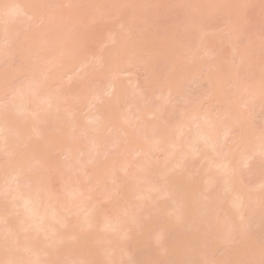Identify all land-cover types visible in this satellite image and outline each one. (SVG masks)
Returning a JSON list of instances; mask_svg holds the SVG:
<instances>
[{"label": "bare ground", "instance_id": "1", "mask_svg": "<svg viewBox=\"0 0 264 264\" xmlns=\"http://www.w3.org/2000/svg\"><path fill=\"white\" fill-rule=\"evenodd\" d=\"M44 1L0 0V36L3 37L0 63L14 55L15 42L25 27L17 23L18 18L27 16L32 21L50 24L49 18L42 21L41 15L32 8V4L41 5ZM49 1L53 6L64 3V0ZM89 1L65 0L67 11H72L61 13L55 22L58 27L69 21L74 23L69 43L58 48L57 39L48 38L51 34H58V28H47L36 51L39 61L32 63L27 59L29 57H21L26 65L25 71L21 72L26 77L24 83L1 90L0 264H209L211 257L206 255L205 248L212 256L217 252L215 248L219 250L221 247L225 248L221 251H225V263H221L264 264V243L262 246L254 242L258 237L264 242V167L257 163L264 161V132L256 135L251 123L249 125L252 115L247 114L249 120L239 111L242 106H263L262 75L258 80L262 82L257 81V87L260 85L257 90L256 86L246 85L249 70L243 61L247 56L233 47L242 64L239 62L240 65L232 69L234 72L218 69L221 73L206 74L208 91L201 96L206 98L203 102L220 104L221 114L213 116L189 104L181 106L178 111L170 106L175 112L172 113L169 107L168 114L161 116L164 105L179 95V82L168 79L170 82L167 80L157 91L161 101L149 104L143 93L133 87L127 89L119 80L121 75L128 73L127 64L147 65L146 61L140 60L143 59L140 58L143 40L135 39L130 32L132 19L120 23L122 30L133 37L131 40L128 37L119 39L108 30L99 47L101 53L96 58H84L85 32L76 29L81 19L87 16L91 21H105L96 8L88 6ZM98 16L102 19L99 20ZM231 31V38L222 42L229 40L231 43L232 38H236ZM134 39L137 43H132ZM222 42L218 49H221ZM207 45L204 40L203 46H198L201 53L210 60L216 59V51ZM108 46L114 49L105 51ZM58 56L62 58L58 59ZM133 56L136 61H127ZM116 57L120 61L115 63ZM76 59L80 60L75 65V73L64 72L69 68L68 60ZM90 61L94 67L107 69L109 78L103 87L88 91L90 98L83 106L84 115L80 117L78 111L74 113L76 108L66 110L73 104L71 102L80 104L85 92L63 91L61 94L58 85L63 84L66 76L70 77L68 82L76 76L84 78L90 72L85 68ZM50 71H54V77H50ZM68 73L71 74L68 76ZM221 86L232 88L231 93L224 88L229 96L225 95L227 92L219 94L224 90ZM223 99L226 103L235 101L239 113L236 109L231 110L232 105L225 110ZM121 104L124 108L117 109ZM61 111L69 114L64 115ZM244 118L246 122L249 120L248 125L243 123ZM130 127H135L133 132L130 129L132 134L128 130ZM80 135H85L83 142L87 140V145ZM117 149L115 153L113 150ZM114 153L122 156L113 158ZM202 163V169H194ZM189 168L191 173H187ZM197 174L201 175L200 184L192 178ZM54 183L60 184V191H53ZM98 199L106 200L107 206L99 209ZM165 200L173 204L168 205V202L165 205ZM161 219L163 222L159 224ZM181 225L185 229L178 228L174 234L184 231L180 236L174 235L176 227ZM99 232L102 233L97 235ZM246 233H249L248 237ZM171 234L172 238L163 242ZM137 238L144 240L139 248ZM247 244L250 247L245 253ZM141 246L142 249L145 246V253L142 250L140 259L135 253L138 256L140 251L136 248ZM253 247L255 252L250 250ZM251 251L253 253H249ZM234 253L235 257L239 254L238 259H226Z\"/></svg>", "mask_w": 264, "mask_h": 264}, {"label": "rangeland", "instance_id": "2", "mask_svg": "<svg viewBox=\"0 0 264 264\" xmlns=\"http://www.w3.org/2000/svg\"><path fill=\"white\" fill-rule=\"evenodd\" d=\"M72 1H76V0H72ZM88 6L91 8H94V9L96 8V10H98L97 12L99 13L98 15H101L105 21L102 22L100 20L102 18L99 16H98V18L100 21H96V20L91 21L89 19V17H87V16H85L83 18V16H84V14H83V16H82L83 19H81L82 22L80 23V25L77 24V26L79 25V27H77L76 29L81 30V32H85V33H83V35H85V38H86L84 58H86V59H90L92 57L96 58V56L99 53H101V51L99 50V47H100L101 43L105 40L106 31H108V30L113 31L116 35H118L120 37L119 39H121V38L124 39V38L128 37V39L131 40V38H133V37L129 36L128 33L124 32L122 30L120 23L123 20L129 21V19L130 20L132 19L131 23H130V25H131V31L130 32L134 36L135 39H138L140 41L143 40L144 49H143V52L140 54L141 55L140 58L143 57V59L141 58L140 60L146 61L147 65L142 64V63L127 64V68L125 67V69L128 71V73L125 75L123 74L119 77L120 83L123 84L124 86L128 87L127 89H130L131 87H133L134 90H137V91H140L141 93H143L145 95V100L147 99V102L149 104L150 103L157 104L161 101V97L160 96L157 97V95H158L157 91L159 90V86L164 85L168 79H171V82H172V80L174 82H176V81L179 82V84L177 83L179 86L178 87L179 88V95H176L175 97L170 98L168 103L164 105L161 116H163L164 113H165L164 115H166V112L168 114L169 109L172 110V113H173L174 110L170 106H173V108H175L177 110L178 108L180 109L181 106L187 107L189 104L193 108L195 107L194 109H196V107H198L197 109H200L201 111L210 112L213 116H217V114L218 115L221 114L220 113V109H221L220 104L216 105L217 103L214 104L213 102H210V101L203 102L204 97L202 98L201 96L206 91H208V84H207V81L205 80L206 74H209V75L214 74L215 75V72L218 71V69H221V71L224 69H228L229 71H231L232 69H234L236 67V65L239 64L240 61L237 58V55L235 54V52L233 51V47H235L241 53L246 54V56H247L246 57L247 60H244V61L242 60L244 65L247 66V70H249V72L246 70L248 72V77L245 81L247 83L246 85H248L250 87H252V86L257 87L256 84H258L257 81L260 79L261 75H262L261 80H264L263 72H262V71H264V0H90L88 3ZM32 8L34 9V11L37 14L41 15L40 18L42 19V21H44V19L46 17L49 18L50 24L49 23L44 24V22L42 23L40 20L32 21L27 16L20 17V19L18 18L19 21L18 22L16 21V22L19 24L25 25V27L21 29V31H20L21 36L15 42L14 50H13L14 51L13 57L11 56L10 59L6 58L2 63H0V93L3 92L7 88H14L16 85H20V84L24 83V80L26 77L21 72L23 70L25 71L26 65H25L24 60L21 57H25V58L29 57L27 59L29 61H31L32 63H36L39 61V59H37L38 52H36V51L40 47V42L42 40L41 35L46 36L47 28H49L50 30L51 29L55 30L56 28H58V30H59L58 34H55V35L51 34V36L48 37V38L53 37V38L57 39V41L59 42L58 48H61L62 45H64V44L67 45L69 43V34H70L71 29L73 28L74 23L72 21H69V22L63 24L61 27H58L56 22H55V19L58 18L59 15L60 16L62 15L61 13H63V12L65 13V11L68 13V11L70 10L69 9L67 11V5L65 4V0L61 6H53V3L51 1L45 0L41 5L32 4ZM70 11H72V10H70ZM71 13L72 14L74 13V15H77V17L79 16L78 14H75L76 12H71ZM81 14H82V12H81ZM63 16H64V14H63ZM63 16H62V18H63ZM51 18H53V19H51ZM71 20H72V18H71ZM75 20H76V18H75ZM77 22H78V19H77L76 23ZM54 26H56V27H54ZM229 28H230V30H229ZM231 29L235 33L236 38L235 39L232 38L231 43H229V40L225 41V43L222 42V41L226 40L227 38H231V36H229V34H230L229 31H231ZM83 35H81V36H83ZM135 39L132 41V43L136 42ZM79 40L81 41V38ZM204 40L208 44L207 47L210 45L214 49V51H216V53L213 51L214 54L217 55V56L214 55L216 57V59L210 60V59H208V57L206 55L201 53L202 49H200V47H198V46H200V45L203 46ZM221 42L223 43L222 47H221V49H218V47L221 46V45H219V43H221ZM75 43H77V42L75 41ZM0 45H3V37H1V36H0ZM116 48H118V47H116ZM105 49H106L105 51H107V50L111 51L114 48L108 46V47H105ZM119 50L120 49H118V52H120ZM115 51H116V49H115ZM35 52H36V55H35ZM83 52H82V54H83ZM122 52H123V50H122ZM191 56H192V58H191ZM49 57H50V55H49ZM59 57H61V56H58V59H59ZM120 57L122 59V55ZM134 57L135 56H133L132 59H130L131 57L128 58L130 60H127V61H131V60H132L131 62H133L134 60L136 61V59ZM116 59L117 60L114 61L115 63L120 61V59L118 60L117 57H116ZM79 60L80 59H76L74 61L68 60L67 64L69 65V68L65 69V67H66L65 66L64 67L65 71L64 70H62V71L71 72L72 74L75 73V71H76L75 65L78 63ZM124 61H123V63L125 64L126 62H124ZM91 63H92V61H90L88 64H86L85 68H86V70L90 69V72L88 71L87 75H85L84 78H79L75 75L76 78L72 79L68 82L67 79L69 80L70 77L67 78V76H66V78H65V76H63L65 78L64 79L62 77V79H64V80H62L63 84H61L60 82H59L60 84L56 82V84H59L58 85V88L60 87L59 91L61 92V90H62L61 94H63V91L64 92L66 91V93H68V91L75 92V93L85 92V97L83 98L82 102H80V104L79 103L77 104L76 101H75V103L71 102L73 104H71L70 108H68V110H66V111H71V107L72 108L74 107V108H76V110L73 108V111L75 110L74 113H77V111H78V113L80 114V117H82L84 115V113L82 112L83 106L86 105V103L88 104V100L90 98L88 95V91H90V89H92V88H96L99 86L103 87L105 81L109 78L108 77L109 71L107 69H105L104 67L103 68L102 67L97 68L96 66H95L96 67L95 68L94 66H92ZM183 70H186V74H185V71L183 72ZM62 71L60 73H62ZM242 71H241V73H242ZM53 72L51 73V71H50V73H51L50 77L55 76V75H53V74H55ZM218 72H220V71H218ZM223 72H225V70ZM71 73H68V76ZM76 73L80 74V71H77ZM65 74H67V73H65ZM228 74H230V73H228ZM239 74H240V71H239ZM225 75H226V73H225ZM243 75L244 74H242V76ZM56 76L58 77V75H56ZM246 76L247 75H245V77ZM224 77H223V79H224ZM59 79H60V77H59ZM260 81H258V82L261 83L262 81L261 82ZM56 84H54V86ZM258 87L256 88V90L258 89ZM220 88L224 89L225 87L221 86ZM225 89H228V88H225ZM225 89L223 91H220L219 94L220 93L223 94L222 92H224V93L227 92L225 95L229 96V94H228L229 89L228 90H225ZM1 90H3V91H1ZM229 91L231 93L232 88ZM257 93H258V91H257ZM244 96L242 97L243 99H245ZM259 96L261 97L260 94H259ZM223 98H224V95H223ZM225 98L227 99V97H225ZM200 99H202V101H200ZM204 99H206V98H204ZM262 99H263V97H262ZM225 100L222 101V103L225 102ZM231 102L233 103V101H231ZM232 103H230V102L226 103L225 102L224 103V106L226 107L225 110H227V106L230 107V105H232L231 110L236 109V111H237L239 109V108L238 109L236 108V106L238 107V105L235 106V104H236L235 101H234L235 104L233 103L234 108H233ZM261 104L263 106H260V108H257V106L254 107L255 109L253 107L243 108V106H242V108L239 109V111L241 110V112H240L241 115L244 113L246 115L244 117L248 116V119H249V115H252L251 122H249L250 119L246 122L245 121L246 118H244L243 123L246 122L247 125H248V122H249V125L251 123V126L253 127L251 129H253V131L255 130L256 135L257 134L262 135V133L264 132V103H261ZM67 106H68V103H67ZM224 106H222V107H224ZM123 108H124L123 104H121L120 106L117 107V109H123ZM65 109H66V106H65ZM239 111H237V112L239 113ZM61 112H63L64 115H65V113H67V115L69 114V112H64V111H61ZM221 112L223 113L224 111H221ZM247 114H249V115H247ZM178 116H179V114H178ZM222 119H226V118L222 117ZM130 129L133 132L135 130V127L128 128L129 132H131ZM51 130H49V133ZM236 131H238V130L235 129V132ZM46 132H48V130ZM132 132H131V134H132ZM239 132L241 134L240 128H239ZM52 133H54V130ZM109 134L110 133L108 132L107 135L109 136ZM84 136L85 135L79 136L82 139V142H83ZM60 138H61V136H60ZM237 140L238 139L236 138V141ZM40 141H42V140H40ZM86 141H85V143L84 142L83 143L86 144ZM231 143L233 144V142H231ZM228 144H230V142H228L227 145ZM232 144H231L230 148H232ZM233 145L235 146V143ZM122 146H123V144H122ZM41 147H43V145H41ZM113 151L115 153H117L118 149L113 150ZM115 153L112 154L111 156L115 155ZM117 155L113 156V158L114 157L118 158V157L122 156V154H120L119 156H117ZM110 158L113 159L112 157H110ZM57 160L62 161V159H57ZM197 160L198 159H196L193 162H196ZM1 162H2V159H1ZM205 162L207 163V161H205ZM197 163H195V164L192 163V165H196ZM257 163H258V165L260 164V166L264 167V161L259 160V161H257ZM202 166H203V163L194 169L195 170L202 169L203 168ZM193 167L194 166L191 167L192 171H193ZM191 169L189 168L187 173H189V172L191 173ZM185 171H187V170H185ZM199 174L192 176V178L194 177L195 180L200 184L201 180L199 181V178L201 179V175H199ZM187 175L185 174V176H187ZM192 175H193V173H192ZM86 176H87V174H85V179H86ZM178 177H180V176H178ZM186 179H188V177ZM244 182H245V180H244ZM198 183H197V185H199ZM247 183L248 182H246V184ZM107 186H109V184ZM52 189L54 192H58V191H60L61 186L59 183H54L52 186ZM190 189H192V187H190ZM194 189H196V187ZM162 201H164V200H162ZM165 201H166V204L163 203V205L164 204L167 205L169 202V200H165ZM98 202H99V204H101V205H99V209H100V206H104V205L107 206V203H108L106 200H99V199H98ZM112 202L114 204L113 200H112ZM170 202L168 205H170ZM110 203H111V200H110ZM171 204H173V203L171 202ZM110 208H112V205H110ZM101 210H102V208H101ZM14 217H16V216H14ZM9 219H11V218H9ZM162 222L163 221L161 219V222L159 224H162ZM261 223H260V226H261ZM168 224L170 225L169 222H168ZM159 226H161V225H159ZM173 228L175 229V227H173ZM178 228L181 229L182 225L176 227L173 234L176 233V230ZM182 229H185V228H182ZM183 231H179V232L181 233ZM100 233H102V232H99L97 235H99ZM180 233L174 234V235L180 236ZM138 234H139L138 236H140V233H138ZM142 234H143V232H142ZM173 234H171V237L170 236L166 237L165 241H163V242H166V240L168 241L167 238H172ZM248 234L246 233L245 236L248 237L249 236ZM150 235H149V237H150ZM146 236L148 237V235H146ZM252 237H254V235ZM138 238L135 240H137V242H140V243L136 242V244H138V248H139V244L141 245L142 241L144 242V240L143 239L138 240ZM151 238H153V236ZM258 238H260V237H258ZM258 238L254 239V242L257 244L258 243L263 244L264 242H262V240L258 239ZM243 239H244V236H243ZM130 241H133V240H129V242ZM124 242H125V240H124ZM149 242H150V240H149ZM149 242L147 244L150 246L151 243H153V241L151 243H149ZM154 243H153V245H154ZM245 243H248V242H245ZM250 243H252V242H250ZM120 244L122 245V243H120ZM130 244H132V243H130ZM133 244H135V242ZM242 244L243 243H241V246H242ZM250 245H252V244H250ZM154 246H156V245H154ZM237 246H240V245L237 244ZM253 246H254V243H253ZM262 246L260 247L261 250L264 249V248L262 249ZM220 247H218V248H220ZM230 247H229V249H230ZM243 247H242V249H245V247L244 248ZM246 247H247V250L245 253H247L250 246H248V244H247ZM138 248H136V250H138V252L140 251V253L138 254V256L136 255L137 253H135V256H136V258L139 257L141 259V257L143 256L142 255L143 253L141 254V252H142V250L144 252L145 246H144V249H142V246L140 247V249H138ZM234 248H235V246H234ZM234 248H232V249H234ZM207 249L205 248L206 255L209 258L211 257L210 262L208 260L209 264H211V263L217 264L216 262H220V264L225 263L223 261L225 258V251L221 252L225 248L223 249V247H221L219 250H216V248H215V251H217L218 253L216 252V254L215 255L213 254L212 256H210L211 253L209 254L210 251L208 252ZM251 249L254 250V247L250 248V250ZM158 250H159V248H158ZM238 250H239V248H238ZM152 251H154V249ZM256 251L258 253V249ZM253 252H255V250ZM253 252L251 251L249 253H253ZM245 253H244V256H247V254L245 255ZM160 254H164L165 256H167L166 253L160 252ZM230 255H231V257L230 258L228 257L226 259H230L232 261V257H233V260L236 257H237V259L239 258V254H237L236 257H235V253L233 256H232V254H230ZM157 256H159V255L157 254ZM241 256H243V255H241ZM244 256L242 258H244ZM237 259H236V261H237ZM245 259L249 260L246 257H245ZM59 260H61V259H59ZM65 260L62 259V261H65ZM62 261H60L59 263H61ZM221 261H223L224 263L223 262L221 263ZM227 264H228V262H227Z\"/></svg>", "mask_w": 264, "mask_h": 264}]
</instances>
